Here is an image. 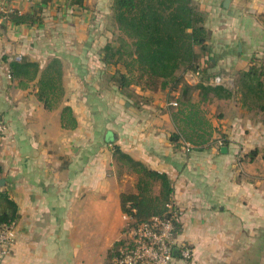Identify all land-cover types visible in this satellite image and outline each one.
Segmentation results:
<instances>
[{
	"label": "crops",
	"instance_id": "crops-1",
	"mask_svg": "<svg viewBox=\"0 0 264 264\" xmlns=\"http://www.w3.org/2000/svg\"><path fill=\"white\" fill-rule=\"evenodd\" d=\"M110 3L0 0V79L11 85L0 94V194L17 210L13 243L7 251L0 246V264H113L131 223L120 195L136 193L137 175L115 160L111 146L169 179L180 222L175 242L193 252L191 262L174 264H211L227 258L229 244L264 236V116L242 106L235 94L212 99L199 106L212 127L209 142H172L179 124L169 103L179 98L180 87L120 91L111 79L116 68L100 60L117 32ZM193 4L208 34L201 72L214 74L207 84L219 78L232 91L238 72L253 58L264 61V0ZM35 11L39 24L8 21L13 12ZM22 58L41 68L52 59L61 62L64 98L58 108L46 110L32 89L14 88L5 60ZM201 72L178 75L194 87ZM191 100L198 101L197 91ZM63 106L71 109L73 129L61 125ZM128 178L135 184L128 186Z\"/></svg>",
	"mask_w": 264,
	"mask_h": 264
},
{
	"label": "trees",
	"instance_id": "trees-1",
	"mask_svg": "<svg viewBox=\"0 0 264 264\" xmlns=\"http://www.w3.org/2000/svg\"><path fill=\"white\" fill-rule=\"evenodd\" d=\"M46 1V0H44ZM71 4L82 5L83 0H66ZM110 19L116 33L100 52V60L106 67H114L111 75L120 91L130 86H138L150 91H176L179 98L172 113L174 123H178V133L170 137L172 142L180 140L185 145L202 146L209 142L212 127L200 105L212 99L226 100L238 95L242 106L264 116V61L253 58L248 68L236 74L234 89L230 91L222 85H209L214 75L207 73L199 65L202 57H207L208 34L203 27L202 16L194 7L193 0H111ZM14 24L34 25L41 23L40 11L34 13L8 15ZM196 48L199 51H196ZM5 60V59H4ZM8 76L14 88H32L37 100L44 109L58 108L64 98L63 70L58 59H52L41 68L36 61L22 58L19 61H6ZM205 63L211 65L210 59ZM180 71L200 74V83L192 87L184 83L178 75ZM197 91L198 101L192 102ZM171 103V102H170ZM169 103V105H170ZM173 108V106L170 105ZM63 128H75L76 121L71 109L63 106L60 116ZM113 139L108 137L112 144ZM116 161L124 164L137 175L136 193L121 194L122 212L130 219L129 225L148 222L151 218L168 219L172 213L166 205L173 206L172 187L165 174L149 170L123 154L117 146H112ZM256 151L249 155L253 157ZM159 183L158 194L151 193L154 184ZM179 217V213H178ZM17 219L15 204L6 194H0V226L11 227ZM176 236L180 232V222H174ZM115 247V256L122 245ZM114 256V257H115ZM174 258L179 260V255Z\"/></svg>",
	"mask_w": 264,
	"mask_h": 264
},
{
	"label": "built area",
	"instance_id": "built-area-1",
	"mask_svg": "<svg viewBox=\"0 0 264 264\" xmlns=\"http://www.w3.org/2000/svg\"><path fill=\"white\" fill-rule=\"evenodd\" d=\"M215 85H220V79L215 78ZM175 107L176 103L171 102ZM4 132V127L0 124V134ZM172 215L162 220L151 218L148 222L128 225L124 230V240L118 250V254L113 259V264H174L175 255H179L180 260L191 262L193 252L187 245H177L174 222L179 221L178 213L173 210V206L166 205ZM11 227L0 226V246L5 251L12 246L10 235Z\"/></svg>",
	"mask_w": 264,
	"mask_h": 264
},
{
	"label": "rangeland",
	"instance_id": "rangeland-1",
	"mask_svg": "<svg viewBox=\"0 0 264 264\" xmlns=\"http://www.w3.org/2000/svg\"><path fill=\"white\" fill-rule=\"evenodd\" d=\"M17 61V60H16ZM19 61V60H18ZM6 63V62H5ZM2 72V71H1ZM0 72V76L2 75ZM1 78V77H0ZM5 89H11V85H9L6 81L3 83L0 79V94ZM30 88L29 90H31ZM174 108V107H173ZM112 149V146L109 147V151ZM113 154V151H110ZM114 158L116 159L115 155L113 154ZM127 185L130 184L134 185L135 181L128 178ZM159 183L154 184L151 188V193L155 194L158 191ZM136 188V184H135ZM131 189V188H130ZM251 240L245 243L241 242H234L229 244V253L227 258L221 259H214L211 264H264V236L262 235H253L251 234ZM259 238L260 241L257 242L256 239ZM263 240V241H262ZM220 250L215 252V256L219 254Z\"/></svg>",
	"mask_w": 264,
	"mask_h": 264
},
{
	"label": "water",
	"instance_id": "water-1",
	"mask_svg": "<svg viewBox=\"0 0 264 264\" xmlns=\"http://www.w3.org/2000/svg\"><path fill=\"white\" fill-rule=\"evenodd\" d=\"M226 151V148H221V152H225Z\"/></svg>",
	"mask_w": 264,
	"mask_h": 264
}]
</instances>
